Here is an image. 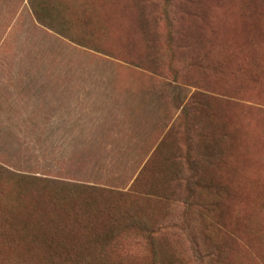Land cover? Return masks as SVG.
I'll list each match as a JSON object with an SVG mask.
<instances>
[{"label": "rangeland", "instance_id": "374dc122", "mask_svg": "<svg viewBox=\"0 0 264 264\" xmlns=\"http://www.w3.org/2000/svg\"><path fill=\"white\" fill-rule=\"evenodd\" d=\"M0 264H264V0H0Z\"/></svg>", "mask_w": 264, "mask_h": 264}, {"label": "trees", "instance_id": "16d2710c", "mask_svg": "<svg viewBox=\"0 0 264 264\" xmlns=\"http://www.w3.org/2000/svg\"><path fill=\"white\" fill-rule=\"evenodd\" d=\"M150 232H151V230H150V231H148L146 234H147V235H149V233H150Z\"/></svg>", "mask_w": 264, "mask_h": 264}]
</instances>
